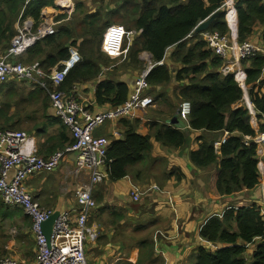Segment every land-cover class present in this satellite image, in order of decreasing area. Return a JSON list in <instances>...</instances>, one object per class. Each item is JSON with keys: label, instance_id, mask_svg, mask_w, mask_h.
Returning a JSON list of instances; mask_svg holds the SVG:
<instances>
[{"label": "trees", "instance_id": "16d2710c", "mask_svg": "<svg viewBox=\"0 0 264 264\" xmlns=\"http://www.w3.org/2000/svg\"><path fill=\"white\" fill-rule=\"evenodd\" d=\"M27 1L0 0V56L8 51L13 38L18 34L17 23L21 15L22 19L32 17L37 26L41 22L42 10L53 9L57 0H31L26 5ZM73 1V15L69 17L66 13L57 12L56 20L62 23L57 27V34L38 42L15 61L37 66L51 74L68 59L69 48H76L82 56V63L69 73L60 88L70 96L77 85L96 81L105 68L118 66L119 59H123V62L118 68L125 69L126 72L133 73L137 69H144L140 56L146 52L151 55L155 64L146 79L151 86V93H154L153 88L168 86L176 79L183 82L177 98L182 102H190L192 106L188 123L190 129L185 131L154 123L151 125L150 134L144 136L140 135L132 124L138 121H121L120 124L127 128L125 137L123 140H114L107 153L110 181H119L132 174L134 167L152 152V137L163 146L180 149L187 148L190 142L188 131H197L202 132L198 138L201 144L197 151L190 153V161L199 169L217 166L216 190L220 198L257 189L261 175L256 146H246L243 142L244 136L256 135L249 111L241 105L245 92L233 75H224L221 72L225 61L209 49L202 38L197 40L198 34H195L197 27L217 12L221 15L206 32H218L223 36L230 34L225 21L226 0H95L99 4L108 2L117 5V9L108 12L86 11L84 1ZM235 3L238 43L251 42L250 38L257 27L263 28L260 39L264 43V0H235ZM111 27L140 33L134 36L131 42L127 38L124 39L119 58H111L102 51L104 36ZM191 35H194V40L193 44L189 45L188 39ZM258 46L260 47L259 44ZM171 49L172 61L182 66L177 69L176 75L167 61V53ZM263 51L241 61L247 75L248 97L259 118L264 116ZM163 60L165 64L158 65ZM108 73L113 74V70L110 69ZM111 79L101 82L96 89L100 106L110 104L118 107L128 101V84L114 75ZM42 82L46 84V89L39 84H31L32 87H38V91H33L31 95L41 101L43 108L47 109L50 101L48 93L53 92L54 88L50 80L45 79ZM164 98H168L167 93H160L157 97ZM171 108H174L173 104ZM32 116L34 118L36 112ZM1 119L5 120L6 127L0 131H22L9 125L13 120L12 116L1 114L0 111ZM65 127L70 132L66 125ZM66 128L62 130L65 132ZM259 131L264 132V126H261ZM222 133H228L229 138L216 150L214 144L220 140L219 135ZM61 135L64 137L65 133ZM71 138L66 142L68 145L64 142L59 149L71 145L74 140L72 135ZM6 214L0 199V216ZM22 217L26 221L30 220L23 211ZM29 227H32L31 222ZM27 235L32 237L31 233ZM200 235L208 242L223 247L216 252H209L201 247L192 257L191 264H264V215L258 204L233 206L225 211L222 218L218 215L212 216L202 227ZM144 243L150 247L148 241ZM250 248L253 249L251 252ZM247 255H250L249 259ZM147 257L150 258L151 253H148ZM143 261L144 257H139L138 262Z\"/></svg>", "mask_w": 264, "mask_h": 264}, {"label": "crops", "instance_id": "0c3cea01", "mask_svg": "<svg viewBox=\"0 0 264 264\" xmlns=\"http://www.w3.org/2000/svg\"><path fill=\"white\" fill-rule=\"evenodd\" d=\"M27 18L33 19L32 17ZM262 31L261 27L255 28L250 39L251 42L259 44L260 48L264 49V43L260 39ZM128 40L131 42L133 38H128ZM193 40L194 35L189 37V45L193 44ZM102 51L104 52V48ZM170 51L172 55L173 49ZM142 55V59L148 63L150 56L146 53ZM122 62L123 59H119L118 66ZM168 62L170 69H173V74L176 75L177 69L182 66L173 62L171 56ZM118 66L112 65L105 68L103 74L96 81L77 85L73 91L74 96L76 95L77 99L87 105L95 114L115 109L116 107L110 104L100 106L96 97L98 85L103 81L112 80L111 77L114 75L118 80L128 84L130 88L129 100L134 93L129 83L137 80L142 69L129 73L125 69H119ZM116 68L118 69L115 71ZM110 69L113 70V74L108 73ZM20 83L16 79H12L5 85H0L1 114L16 118L20 122V130L31 128L32 132L26 133L34 139L39 156L49 157L56 149L60 150L59 146H62L64 142L66 144L68 140L72 139L70 132L55 116L50 101H48L47 109H44L42 102L36 97L33 98L31 93L38 91V87L31 85L26 90ZM181 83L183 82L173 79L168 86L153 88L154 93H151V89L149 94L146 92V95L154 98L155 107L139 111V116L134 120L120 118L110 121L107 125L105 124L106 126L100 127L95 134L107 138L111 146L114 140L124 139L127 128L120 124L124 120L138 121L132 124L136 127V131L144 136L150 134L151 125L154 123L168 125L183 131L190 129L178 115L182 103L177 98L182 88ZM160 93H167L168 98L157 99ZM247 97L248 89L246 87L245 99ZM243 103L244 101L241 105ZM26 104H29L28 107L35 108L36 116L34 118L32 115L28 118L34 111L23 108L26 107ZM172 104L174 108H171ZM176 117L178 118L177 124L171 125ZM252 121L253 119H251L252 126H255ZM64 128H66L65 132L62 130ZM3 129L0 127V130ZM188 132L190 133V142L187 148L180 149L163 146L152 137V152L143 162L134 167L132 174L115 182L110 181L108 176L103 183L96 187L94 198L97 208L92 217L91 227L89 226L96 232V240L87 244V255L89 252L103 253L102 264H191L192 257L201 247L209 252H216L223 247L220 244H211L201 237V229L208 219L214 215H223L233 206L245 207L258 204L261 209L263 208L262 180L259 187L253 191L220 198L216 190L217 166L199 169L190 161V153L199 149L201 141L198 138L202 132ZM62 133H65L64 137H62ZM224 135L225 133L220 134L219 138L221 139ZM74 158V156L66 158L62 164L64 166H60L54 172L40 173L28 179L26 185L28 191L43 208L55 212L79 208L74 195L73 197L69 195L71 190L68 192L64 188L65 179L69 178V173H72ZM62 169L66 170V173H63ZM105 171H109L108 167ZM71 178L74 179H71L72 182L75 181L77 184L88 182L86 173L78 178L74 176ZM154 186H158L161 190H154ZM133 187H140L143 191L141 201L138 203H134L130 197ZM4 206L7 211L4 216L21 219L28 229L25 234H28L31 231L29 224L32 223V220L26 221L22 217L21 209L11 211L5 204ZM146 241L149 242L150 247L145 245ZM252 250V248L249 249L250 252ZM35 251L36 247L33 249L34 253ZM148 253H151L150 258L147 257ZM139 257H144L142 263L138 262ZM18 259L31 262L35 257L32 259L20 257Z\"/></svg>", "mask_w": 264, "mask_h": 264}, {"label": "built area", "instance_id": "2783aa9c", "mask_svg": "<svg viewBox=\"0 0 264 264\" xmlns=\"http://www.w3.org/2000/svg\"><path fill=\"white\" fill-rule=\"evenodd\" d=\"M30 1L28 0L27 4ZM72 1L59 0L58 2L57 0L55 7L51 11L45 12L43 22L36 30H34L31 19L24 21L23 25L19 27L18 35L15 37L8 55L0 57V84L16 79L20 82L28 81L32 84H39L46 89V84L42 80L51 81L55 88V91L49 94L52 107L56 115L76 136L71 145L45 158L39 156L33 147V139L28 138L26 133L12 131L0 133V197L7 207L21 209L26 216L33 218L32 225L37 238L38 254L36 261L32 264H89L85 249L88 243L96 240V232L88 225L91 215L97 208L94 190L109 176L105 169L108 166L107 153L110 143L107 138L95 133L110 121L120 118L134 120L139 116V111L153 108L156 104L153 97L146 95V90L149 87L146 77L150 69L136 81V89L127 102L113 110L95 114L87 106L78 103L74 97L56 90L64 82L69 72L82 60L80 52L76 49H70L69 59L62 64L61 68L54 70L50 76L37 66H24L22 63L10 61L11 57L21 56L37 42L54 35L55 28L59 25H56V14L54 13L61 12L70 16L74 11ZM224 11L230 34L223 36L218 32H205L201 33V38L207 43L209 49L225 61L221 72L224 75H233L245 92L247 75L241 66V61L254 57L257 53L262 52V49L252 42L238 43L235 0H226ZM136 35V31H127L121 27L109 28L104 36V52L112 57L120 56L124 39L133 38ZM243 101L249 115H254L257 120L255 126H252L256 135L253 137L244 136L243 142L246 146H256L264 193V132L259 131L260 127L264 126V116L258 117V112L248 97L246 99L244 97ZM191 111V103L183 101L180 105L179 117L187 124L188 128H190L188 123ZM228 138L229 134L225 133L220 140L216 141L214 144L216 150ZM73 154L78 157L79 167L75 170V174L72 173V176L78 178L86 173L88 182L80 185L75 191V199L79 208L59 211L60 215L54 224L51 241L48 243L42 235L41 224L47 221L55 211L41 207L28 191L26 181L34 175L56 171L67 156ZM153 189L161 190L158 186H154ZM142 195L143 191L140 187H133L130 197L134 203H138L141 201ZM261 210L264 215V204ZM0 264L29 263L12 257L1 261Z\"/></svg>", "mask_w": 264, "mask_h": 264}, {"label": "rangeland", "instance_id": "374dc122", "mask_svg": "<svg viewBox=\"0 0 264 264\" xmlns=\"http://www.w3.org/2000/svg\"><path fill=\"white\" fill-rule=\"evenodd\" d=\"M80 1H84L85 6H86V11L90 10L92 12H95L97 10H103L104 12H108V11H112V10L114 11L115 9H117V5L109 4L108 2H106L104 4H99V3H96L95 0H80ZM58 2H59V0H58ZM72 3L74 5V10H75V2L72 1ZM53 7H55V5ZM66 15H68V14H66ZM71 15H73V14H71ZM195 34H198V33H196V31H195ZM138 35H140V33H137L136 36H138ZM201 36H202L201 33H199L197 40H199V39L201 40ZM135 37H133V39ZM103 44H104V42H103ZM102 48H104V47H102ZM104 53H106V52H104ZM106 54L108 55V53H106ZM109 57L119 58V56H116V57L109 56ZM142 70H141V72H142ZM138 72H139V70H138ZM20 84L23 85L24 89H26V90L31 87V83L28 81L21 82ZM26 90H23V91H26ZM28 106H29V104H26V107H23V108H29L32 111L36 112L34 107H28ZM34 112H32L28 116V118ZM12 118H13V120H12L13 123L9 124V125L10 126L13 125L14 126L13 129H19L20 128V125H19L20 122H18V120H16V118H14V117H12ZM0 126L6 127L4 119L0 120ZM8 129H10V128H8ZM30 129L31 128L21 129V130L30 134L32 132V129L31 130ZM101 133H103V132H101ZM61 166L63 167L64 165H61ZM62 171H63V169H62ZM63 173H66V170H64ZM70 175L72 176V173H69V178L65 179L66 184H65L64 188L67 189L68 192H70V190H71V193H69V195H71V197H73V195H74V197H75V193H74V191H76L75 188L77 189L80 185L86 184L87 181H84L83 184H77V183H75V181L72 182L71 179H73V178H71ZM34 176H36V175H34ZM26 185H27V181H26ZM9 210L12 211L13 208H9ZM91 222H92V219L89 222V226L91 225ZM27 230H28L27 227L25 226L24 222L21 219H18V218L17 219H11L10 217H5V216L0 218V262L7 259V258H12V257H18V258L22 257V258L32 259L36 256L35 255L36 253L33 252V249L36 247L35 238H33V235H32V237H29L27 234H25ZM87 257H88L89 264H102L103 253H90L89 252ZM246 257L249 259L250 255H247Z\"/></svg>", "mask_w": 264, "mask_h": 264}, {"label": "bare ground", "instance_id": "6f19581e", "mask_svg": "<svg viewBox=\"0 0 264 264\" xmlns=\"http://www.w3.org/2000/svg\"><path fill=\"white\" fill-rule=\"evenodd\" d=\"M28 2V1H27ZM26 5H28L27 3H26ZM50 9V10H49ZM52 9L51 8H44L43 10H42V13H41V22H40V24L43 22V16L45 17V15H46V11H51ZM54 14H56V17H55V22L57 23L56 25H58V24H60L59 22H57V20H56V18H57V12L56 13H54ZM50 15H53V14H50ZM27 19H31V18H25V19H22V17H20V19H19V22H18V24H17V32H18V30H19V27H21L22 25H23V23H24V21H26ZM32 21H33V25H34V30H36L37 28H38V26L40 25V24H38L37 26H36V23H35V21L33 20V19H31ZM234 25V24H233ZM198 28V27H197ZM55 30H56V33L54 34V35H56L57 34V28H55ZM196 31V30H195ZM18 35V34H17ZM16 35V36H17ZM54 35H52V36H54ZM15 36V37H16ZM192 36V35H191ZM190 36V37H191ZM15 37L13 38V40H12V43H13V41H14V39H15ZM50 37V36H49ZM48 38V37H47ZM46 39V38H45ZM44 40V39H43ZM42 41V40H41ZM40 42V41H39ZM12 43H11V47H12ZM38 43V42H37ZM36 43V44H37ZM35 44V45H36ZM34 45V46H35ZM33 46V47H34ZM11 47L8 49V51L4 54V55H2V56H0V57H3V56H7L8 55V53H9V50L11 49ZM33 47H31V48H33ZM31 48H29V49H31ZM76 49V48H74V47H70L69 48V57H70V49ZM28 49V50H29ZM28 50L26 51V52H28ZM77 50V49H76ZM78 51V50H77ZM25 52V53H26ZM24 53V54H25ZM146 53V52H145ZM24 54H22L21 56H23ZM143 54V53H142ZM141 54V56H140V59H141V61L142 62H144V69L142 70V72H141V74L139 75V77L137 78V80L136 81H138L139 79H140V77H141V75L145 72V71H147L148 69H150V72H151V70L155 67V64L153 63V61H152V58H151V55L149 54V53H146V54H148L149 56H150V60H149V62L147 63L145 60H143L142 59V55ZM21 56H18V57H11L10 58V61L11 62H17V61H15V59H17V58H19V57H21ZM69 57H68V59H69ZM82 58V57H81ZM67 59V60H68ZM66 60V61H67ZM83 60V59H82ZM82 60H81V62L80 63H82ZM65 61V62H66ZM65 62H63L62 64H64ZM79 63V64H80ZM162 63V64H161ZM62 64L59 66V67H57V68H61L62 67ZM78 64V65H79ZM165 64V60H163V61H161L160 63H158V65H164ZM24 66H32V65H25V64H23ZM77 66V65H76ZM75 66V67H76ZM74 67V68H75ZM56 68V69H57ZM73 68V69H74ZM56 69H54V70H56ZM72 69V70H73ZM42 70V69H41ZM71 70V71H72ZM46 75H48V76H50V75H52V73L54 72H52L51 74H48V73H46L44 70H42ZM70 71V72H71ZM69 72V73H70ZM149 72V73H150ZM69 75V74H68ZM67 75V76H68ZM149 75V74H148ZM67 76H66V78H67ZM148 77V76H147ZM147 77H146V79H147ZM66 78H65V80H66ZM12 80V79H11ZM65 80H64V82H65ZM10 81V80H9ZM8 81V82H9ZM18 81V80H17ZM8 82H6V83H8ZM20 82V81H19ZM63 82V83H64ZM146 82H147V80H146ZM6 83H4V84H6ZM62 83V84H63ZM32 84V83H31ZM61 84V85H62ZM147 84H148V89L146 90V92L149 94V91L151 90V86H150V84L147 82ZM0 85H2V84H0ZM33 85V84H32ZM61 85H60V87L58 88V89H56V90H58V91H61L60 90V88H61ZM43 88V87H42ZM54 88V87H53ZM75 89H76V87H75ZM54 91H55V88H54ZM53 91V92H54ZM61 92H63V91H61ZM63 93H65V92H63ZM50 94V92L48 93V95ZM66 94V93H65ZM67 95V94H66ZM67 96H69V95H67ZM70 96H72V97H74L75 98V100L78 102V103H80V104H82V105H84L82 102H80L78 99H77V96L75 95L74 96V94L73 95H70ZM50 97V96H49ZM50 103H51V100H50ZM84 106H87V105H84ZM51 107H52V104H51ZM88 107V106H87ZM52 109H53V107H52ZM88 109H90L89 107H88ZM54 110V109H53ZM55 112V111H54ZM55 116L57 117V118H59V119H61L60 117H58L57 115H56V113H55ZM250 116H251V119H253V125H255L256 123H257V120L254 118V115H252V114H250ZM61 121L63 122V124L64 125H66L65 123H64V121L61 119ZM67 126V125H66ZM68 127V126H67ZM69 128V127H68ZM69 130H70V132H71V135H72V137L74 138V140H75V138H76V136H75V134H74V132H72L71 131V129L69 128ZM7 131H12V132H24V133H26L25 131H16V130H6V131H2V132H0V133H5V132H7ZM26 135H27V137L28 138H31L27 133H26ZM31 139H33V138H31ZM33 147H34V149L37 151V149H36V146H35V142H34V139H33ZM38 153V152H37ZM70 156H74L75 158H74V167H73V169H71V172L73 173V174H75V170L79 167L78 166V157L76 156V155H69V156H67V158L68 157H70ZM42 207V206H41ZM43 208V207H42ZM44 209H46V208H44ZM47 210H49V209H47ZM49 211H52V210H49ZM30 220H32V223H33V218H30ZM49 220V219H48ZM47 220V221H48ZM46 222V221H45ZM45 222H43V223H45ZM42 223V224H43ZM42 224H41V228H42ZM52 233H53V230H52ZM52 233H51V236H52ZM31 234L33 235V238H35V241H36V251H35V253H36V256H35V259L33 260V261H31V262H27V261H25V262H27V263H29V264H32V263H34L35 261H36V258H37V254H38V245H37V238H36V236L34 235V232H33V225H32V227H31ZM42 235L44 236V234H43V230H42ZM51 236H50V241H51ZM45 237V236H44ZM45 239H46V237H45ZM47 240V239H46ZM50 241L48 242V243H50ZM85 253H86V249H85ZM86 255H87V253H86ZM24 261V260H23ZM89 263V262H88Z\"/></svg>", "mask_w": 264, "mask_h": 264}, {"label": "water", "instance_id": "95a60500", "mask_svg": "<svg viewBox=\"0 0 264 264\" xmlns=\"http://www.w3.org/2000/svg\"><path fill=\"white\" fill-rule=\"evenodd\" d=\"M221 15L220 12H217L215 13L210 19L204 21L203 23H201L199 25V27L196 29V33H203V32H206L208 31L209 27L211 26V24ZM171 55V52L169 51L167 53V61L169 59ZM130 87L132 88V92L136 89V81L133 80L131 81V83H129ZM179 115V114H178ZM177 117L176 119H174L172 122H171V125H175L177 124ZM60 215V212L57 211L55 212L50 218L48 221H46L45 223L42 224V230H43V234L44 236L46 237L47 241L49 242L50 241V236H51V233H52V230H53V227H54V224L57 220V218L59 217Z\"/></svg>", "mask_w": 264, "mask_h": 264}, {"label": "clouds", "instance_id": "9594fccd", "mask_svg": "<svg viewBox=\"0 0 264 264\" xmlns=\"http://www.w3.org/2000/svg\"><path fill=\"white\" fill-rule=\"evenodd\" d=\"M136 81V80H135Z\"/></svg>", "mask_w": 264, "mask_h": 264}]
</instances>
